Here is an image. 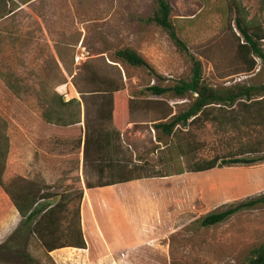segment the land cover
I'll use <instances>...</instances> for the list:
<instances>
[{
    "label": "rangeland",
    "instance_id": "374dc122",
    "mask_svg": "<svg viewBox=\"0 0 264 264\" xmlns=\"http://www.w3.org/2000/svg\"><path fill=\"white\" fill-rule=\"evenodd\" d=\"M12 1L17 5L14 10ZM168 1L171 20H186L179 24L180 36L202 63L207 85L216 89L264 85L260 61L252 72H245L247 65L238 56L237 41L217 12L219 1L205 8L197 0ZM239 2L246 20L264 30V0ZM155 8L153 0H33L26 5L20 0H0V147L7 148L4 186L35 193L38 205L60 203L57 242L70 246L77 241L75 212L83 180L92 185L97 180L96 133L100 127L120 135L113 146L116 160L138 167L135 174L155 176L144 184L121 188V193L132 198L127 202L132 211L147 207L145 213L136 215L143 218L142 227L154 229V237L132 249L101 255L72 247L47 254L37 237L31 236L20 253L37 264H246L249 252L264 246V207L241 211L211 227L200 224L211 213L264 194V161L250 167L158 177L197 159L238 156L264 160V153L244 155L247 145L263 149L258 144H264V122L255 118L264 110L253 104L250 113L235 109L237 121H244L239 129L227 126L221 130L207 123L178 129L171 139L155 130L154 124L170 110L176 114L192 102L188 96L153 97L145 92L152 85L168 88L189 74L188 63L167 34L144 22ZM198 14L192 24L188 22ZM123 48L139 53L157 77L113 63L114 53ZM94 73L122 83L113 95L115 114L109 123L98 121L95 99L88 93L93 89L89 80ZM54 97L79 101L60 112L78 124L61 127L43 120L42 113ZM261 99L264 103V95L255 98ZM118 221L113 223L124 234V221ZM20 223L0 188V245ZM25 263L21 255L0 260V264Z\"/></svg>",
    "mask_w": 264,
    "mask_h": 264
},
{
    "label": "trees",
    "instance_id": "16d2710c",
    "mask_svg": "<svg viewBox=\"0 0 264 264\" xmlns=\"http://www.w3.org/2000/svg\"><path fill=\"white\" fill-rule=\"evenodd\" d=\"M31 1L33 0H20L22 5H26ZM153 1L156 8L153 15L148 17L144 22L159 27L167 34L176 51L184 57L188 63L189 74L188 78L179 80L168 88L152 85L147 87L145 92L153 97H161L167 93H171L178 99H183L187 96L192 98V102L183 111L172 114L170 110L167 115L159 119L158 123L154 124L155 130L164 134L167 139H171L176 137L178 129L201 127L207 123L217 124L218 128L221 130L226 129L227 126L239 129L240 124H243L244 121H237L238 115L234 113L235 109L243 113H250L251 111L249 109L253 104L257 106L256 108L264 110L263 99L255 100L256 97H262L264 95V85L254 87L237 84L221 89H216L207 85L203 78L202 63L190 53L187 43L180 36L181 30L179 24L186 20H171L170 15L172 13V8L168 0ZM197 1L205 8L210 6L213 0ZM214 1H219L221 6L217 9V12L225 19L228 29L237 41L238 56L247 65L245 72H252L257 66V60L261 62V66L264 69V30L262 27L254 25L252 22L246 20L245 10L241 7L239 0ZM11 5L13 10L17 8L15 2L12 1ZM10 13L11 12L6 13L5 16ZM200 14L195 16L192 20H188V22L192 24V21L194 22ZM232 26H234L238 32V36L233 33ZM113 63L119 64L123 68L144 70L157 77L151 65L139 53L131 48H123L116 51L114 53ZM89 83L92 85L93 89L88 93L95 99L98 121L106 123L111 122L115 114L113 95L121 90L122 83L95 73L91 75ZM7 87L15 95H19V92L13 85L7 83ZM132 102L133 101H131V103ZM149 104L157 103L150 101ZM74 105H79V101L75 98L65 101L62 97H54L47 104L45 111L42 113V118L47 124L61 127L74 126L79 123L78 120L74 117L67 120L60 115V112L70 109ZM257 118L264 122V114L262 115L261 112H258V116H256L255 119ZM119 138V133L113 129H103L100 127L97 131L96 146L99 154V158L96 162L97 180L94 185L86 182V188H103L137 180L155 178V176H149L147 174H135L133 171L139 170L137 169L138 167H128V164L116 160L113 153V146L115 143L119 142ZM158 140L159 142L162 141L160 137H158ZM87 144L88 139L87 136H85L84 151L86 150ZM167 145V147L170 148L172 146V141ZM258 146H263L262 151H257L253 146L247 145L246 149L248 151L244 155L264 153V144H258ZM6 153L7 148L3 149L0 147V188L10 199L21 218V223L7 242L0 245V260L13 259L21 255L26 259L25 264H37L28 255L20 253V250H26V245L31 236L37 237L47 254L66 247L86 249L80 227L79 213L82 192L75 212L77 241L74 245H61V243L57 242L60 236H58L61 221L59 217L61 210L60 203L56 205L51 203L38 205L35 193L23 192L22 189L20 190L19 188L13 189L5 187L2 178L5 171ZM182 154L186 156L185 153L182 152ZM263 161L262 158L238 156L231 158H213L211 160L197 159L194 161H187L184 167H176L174 173H168L167 175L158 177L181 176L184 173H204L217 168L220 169L232 166L250 167ZM49 198L50 197H47V200ZM43 201L45 202V200ZM258 207H264V194L249 199L246 202H242L227 210L211 213L204 217L200 224L202 227H211L224 222L241 211ZM246 264H264V246L252 249L248 254Z\"/></svg>",
    "mask_w": 264,
    "mask_h": 264
},
{
    "label": "crops",
    "instance_id": "0c3cea01",
    "mask_svg": "<svg viewBox=\"0 0 264 264\" xmlns=\"http://www.w3.org/2000/svg\"><path fill=\"white\" fill-rule=\"evenodd\" d=\"M167 178V177H165ZM145 180H137L125 184H118L103 188H86L83 180L81 188L82 198L79 204L80 227L85 241L86 249H76L79 252L97 254L114 253L121 249H132L145 243L150 237H154V229L142 227L143 218L136 215L145 213L146 208L137 206L135 216L127 202L131 201L130 195L121 193L124 186L141 184ZM144 184V183H143ZM148 184V183H147ZM151 196V193L148 196ZM156 196V194H154ZM124 221V234L114 225V221ZM117 222V223H118Z\"/></svg>",
    "mask_w": 264,
    "mask_h": 264
},
{
    "label": "water",
    "instance_id": "95a60500",
    "mask_svg": "<svg viewBox=\"0 0 264 264\" xmlns=\"http://www.w3.org/2000/svg\"><path fill=\"white\" fill-rule=\"evenodd\" d=\"M114 66H116V65H114Z\"/></svg>",
    "mask_w": 264,
    "mask_h": 264
}]
</instances>
